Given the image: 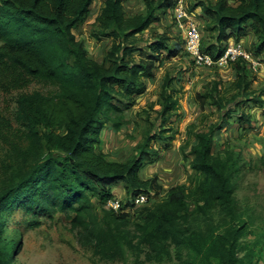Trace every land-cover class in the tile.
<instances>
[{
  "label": "trees",
  "instance_id": "16d2710c",
  "mask_svg": "<svg viewBox=\"0 0 264 264\" xmlns=\"http://www.w3.org/2000/svg\"><path fill=\"white\" fill-rule=\"evenodd\" d=\"M124 1L105 0L96 17L97 37L111 39L98 61L75 34L93 0H0V89L11 92L32 82L54 86L50 92L20 93L14 119L0 112V264H11L10 242L1 237L6 222L1 212L20 197L29 212L68 215L80 243L101 260L127 264L134 254L133 264H138L144 254L141 262H163L174 247L178 264H249L255 244H245L249 253L239 254L248 223L234 195L246 159L237 147L227 144L215 152L214 145L233 112L245 128L251 113L244 104H264L252 87L253 71L240 57L229 63L237 77L234 91L214 80L196 94L203 111L209 105L216 112L205 111L200 130L189 127L193 141L182 147L192 169L188 185L165 190L157 173L143 178L140 171L175 138L166 127L179 107L171 77L161 86L156 119L146 118L142 139L126 159L111 158L99 145L105 126L119 131L128 123L125 109L145 92V79L153 77L161 53H187L185 39L170 43L167 33L151 37L148 52L141 45L140 35L174 0H143L145 8L133 14L125 11ZM195 6L211 18L205 26L212 41L202 46L204 51L219 57L231 39L241 41L251 32L255 38L249 49L264 61V0H200ZM119 183L128 195L123 209H107L103 205ZM144 191L165 194L150 204L133 205L131 196ZM132 207H138L136 216L135 210L129 212ZM193 215L207 218L211 226L218 215L222 223L204 233L191 225Z\"/></svg>",
  "mask_w": 264,
  "mask_h": 264
},
{
  "label": "rangeland",
  "instance_id": "374dc122",
  "mask_svg": "<svg viewBox=\"0 0 264 264\" xmlns=\"http://www.w3.org/2000/svg\"><path fill=\"white\" fill-rule=\"evenodd\" d=\"M105 0H93L90 13L81 25L75 29L76 37L84 43L89 55L101 61L107 47L111 43L109 38L97 37L95 33V20L99 14ZM198 3L200 0H191V3ZM215 1V0H211ZM233 2V0H230ZM124 8L128 14L139 12L145 8L143 0H125ZM195 20L198 23L201 34V48L208 46L212 39L206 31V23L211 18L202 15V9L197 8ZM181 25L174 13L170 10L161 15V19L154 21L144 34L140 35L144 40L141 45L144 51L148 52L149 39L156 33H167L173 41H181L184 38V26ZM254 39V35L249 32L241 40L246 48H249ZM235 39H231V42ZM179 56H168L167 52H162L157 60V67L152 78L145 79L146 90L137 96L133 105L125 109V115L129 119L121 130L115 131L108 128V125L101 131L100 147L110 154L113 159H126L132 153L134 145L142 139L144 128L147 126L146 118L155 120L157 111L161 109L158 105L161 86L166 77L172 78V89L174 95L179 99V107L176 113L168 120L166 127H171V132L175 134L171 146L162 149L156 160L147 163L140 171L143 178L152 177L158 174L159 182L164 189H168L175 184L188 185L189 175L192 169L189 160L183 156V145L193 141V137H188L189 127L197 126L200 130L201 120L204 113L216 112L213 107L206 106L205 111L200 107L196 99V94L206 89L211 81H221L222 89L233 90V83L237 77L233 68L227 66L196 67L187 53L179 52ZM138 58L139 52L136 53ZM252 87L257 93L262 95L264 100V61L263 67L251 73ZM42 90L50 92L54 86L49 82H32L28 86L5 92L0 89V112L2 115L14 119L16 110V98L20 93ZM234 91V90H233ZM231 91L228 93L230 94ZM244 110L250 112L251 121L241 128L239 113L233 112L232 117L224 124L223 130L218 132L214 151L222 150L227 144L241 150L246 164L239 175L235 178V197L239 200V207L244 212L247 220V233L241 238V245L247 243L255 244L254 257L249 264H264V104L245 103ZM217 120L218 114L210 116ZM212 122V120H210ZM100 142V143H101ZM161 145V142H157ZM190 146L186 147L188 151ZM1 178V174H0ZM117 186V187H116ZM124 186V185H123ZM115 187L117 189H115ZM118 187L113 186L115 196L125 201L128 197L127 190L120 192ZM123 189V188H122ZM164 190V191H165ZM160 195H153V199H160L165 192ZM22 201V203L20 202ZM25 197H20L19 202L12 204L8 202L9 208L2 210L5 226L2 231L3 242H10L9 257L11 264H125V261L101 260L93 254L90 247L80 243L77 236V229L71 223V218L65 213L56 211L48 213L46 211H27ZM99 208L102 205H98ZM36 208V206H35ZM138 208V207H137ZM137 208L132 207L129 212ZM212 226L207 218L193 215L191 225L199 231L207 233L210 227H218L222 222L219 216L215 215ZM19 242L15 251L13 246ZM248 245L241 248L239 254L243 256L249 253ZM144 254L139 258L138 264H178L175 249L172 248V256L167 260L159 262L156 260L144 261ZM135 255L130 254L126 260L127 264L135 263Z\"/></svg>",
  "mask_w": 264,
  "mask_h": 264
},
{
  "label": "built area",
  "instance_id": "2783aa9c",
  "mask_svg": "<svg viewBox=\"0 0 264 264\" xmlns=\"http://www.w3.org/2000/svg\"><path fill=\"white\" fill-rule=\"evenodd\" d=\"M197 3L191 0H174L173 5L168 9L174 13V16L178 22L184 26V39H185V51L190 55L193 63L196 67H210V66H227L230 62L237 60L242 57L246 60L248 67L252 71H258L263 67V62L259 58L255 57L253 52L245 47L243 41H232L227 43L225 51L219 57H214L211 53L204 51L201 48V34L196 18L197 8L201 6L192 7ZM202 9V8H201ZM185 17V20H181ZM131 203L135 206L150 204L153 199L151 194L148 192H139L130 198ZM123 201L118 197L114 196L109 198L103 205L107 209H113L120 211L123 209Z\"/></svg>",
  "mask_w": 264,
  "mask_h": 264
},
{
  "label": "crops",
  "instance_id": "0c3cea01",
  "mask_svg": "<svg viewBox=\"0 0 264 264\" xmlns=\"http://www.w3.org/2000/svg\"><path fill=\"white\" fill-rule=\"evenodd\" d=\"M254 38H255V37H254ZM253 40H254V39H253ZM102 142H103V141H102ZM102 142H101L100 144H102ZM100 146H102V145H100ZM101 148H102V147H101ZM103 148H104V147H103ZM103 148H102V149H103ZM103 150H105V149H103ZM118 160H123V159H118ZM116 187H117V186H116ZM116 187H115V189H117ZM118 188H119V190H121L120 192H122V193H123V191L125 190V189H124L125 187H124L123 185H122V188H123V189H122L121 187H118ZM114 193H115V191H114Z\"/></svg>",
  "mask_w": 264,
  "mask_h": 264
},
{
  "label": "water",
  "instance_id": "95a60500",
  "mask_svg": "<svg viewBox=\"0 0 264 264\" xmlns=\"http://www.w3.org/2000/svg\"><path fill=\"white\" fill-rule=\"evenodd\" d=\"M181 20H185V17H182Z\"/></svg>",
  "mask_w": 264,
  "mask_h": 264
}]
</instances>
